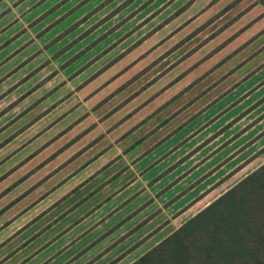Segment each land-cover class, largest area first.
I'll list each match as a JSON object with an SVG mask.
<instances>
[{"label": "rangeland", "instance_id": "rangeland-1", "mask_svg": "<svg viewBox=\"0 0 264 264\" xmlns=\"http://www.w3.org/2000/svg\"><path fill=\"white\" fill-rule=\"evenodd\" d=\"M126 1L0 0V264H129L264 162V8Z\"/></svg>", "mask_w": 264, "mask_h": 264}, {"label": "trees", "instance_id": "trees-1", "mask_svg": "<svg viewBox=\"0 0 264 264\" xmlns=\"http://www.w3.org/2000/svg\"><path fill=\"white\" fill-rule=\"evenodd\" d=\"M129 264H264V162Z\"/></svg>", "mask_w": 264, "mask_h": 264}, {"label": "crops", "instance_id": "crops-1", "mask_svg": "<svg viewBox=\"0 0 264 264\" xmlns=\"http://www.w3.org/2000/svg\"><path fill=\"white\" fill-rule=\"evenodd\" d=\"M263 12H264V11H263ZM263 66H264V65H263ZM263 66H262V67H263Z\"/></svg>", "mask_w": 264, "mask_h": 264}]
</instances>
